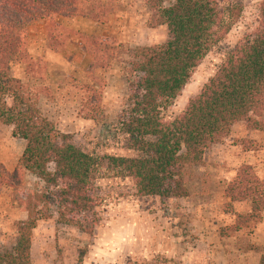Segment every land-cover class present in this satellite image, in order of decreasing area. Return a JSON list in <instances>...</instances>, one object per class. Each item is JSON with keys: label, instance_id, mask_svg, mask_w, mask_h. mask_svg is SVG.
Listing matches in <instances>:
<instances>
[{"label": "trees", "instance_id": "1", "mask_svg": "<svg viewBox=\"0 0 264 264\" xmlns=\"http://www.w3.org/2000/svg\"><path fill=\"white\" fill-rule=\"evenodd\" d=\"M145 4L151 13L148 26L167 29L168 38L161 45L123 49L97 36L76 34L83 52L91 57L86 71L90 82L83 85L86 97L78 114L84 120L103 121L106 81L95 72L119 55L129 57L127 104L114 128L132 155L99 158L78 149L72 135L60 132L41 114L10 69L19 60L26 74L35 71L26 49L32 24H45L48 48L56 52L62 43L57 19L80 17L103 23L111 10L83 0H0V125L11 128L12 138L25 143L13 172L0 164V193L9 180L21 184V170L42 183L38 189L19 191L26 219L15 224L13 245L0 247V264H32L33 231L54 214L57 224L78 227L91 236L98 221L94 212L101 168L131 179L138 197L166 205L189 197L191 169L204 166L205 153L228 138L234 124L244 122L248 130L264 132V0L256 29L225 54L214 75L171 121H165L163 113L208 53L226 39L241 18L242 6L222 0H171L167 5L165 0H145ZM225 196L229 208L234 202L250 205L249 213L235 215L227 228L232 233L264 218V180L251 166L238 168ZM84 252H79L78 264ZM259 264H264V256Z\"/></svg>", "mask_w": 264, "mask_h": 264}, {"label": "rangeland", "instance_id": "2", "mask_svg": "<svg viewBox=\"0 0 264 264\" xmlns=\"http://www.w3.org/2000/svg\"><path fill=\"white\" fill-rule=\"evenodd\" d=\"M83 1L107 6L111 11L106 20L95 23L80 17L57 19V36L62 43L56 52L48 48L45 24H32L28 28L26 49L36 65L35 71L26 74L24 64L17 60L11 66L10 75L23 83L44 117L52 121L60 132L72 135L73 144L78 149L99 158L105 155L131 156L132 152L125 149L123 138L116 134L114 128L127 104L129 57L119 55L109 62L107 68L95 72L96 77L106 81L101 101L103 121L97 124L84 120L78 114L86 97L83 85L90 82L86 71L91 57L83 52L76 34L97 36L127 49L161 45L168 38L167 29L165 26H148L151 13L145 0ZM229 1L240 3L241 18L226 39L216 45L193 71L181 95L163 113L165 121L173 120L184 109L189 99L195 97L214 75L225 54L244 35L256 29L262 0H222V3ZM170 2L165 0V5ZM24 146V141L12 138L11 128L0 125V164L9 173L17 167ZM52 168L50 165L49 169ZM99 173L94 212L98 221L93 234L90 236L75 226L57 224L54 214L53 219L39 222L33 231L32 264H78L80 251H85L81 264L182 263L183 260L179 259L188 253V249H179L177 244L191 245L193 242L192 234L188 232L191 227L186 226L190 222L182 212L184 205L178 200H170L163 205L153 198H140L131 179L117 177L105 168H101ZM190 174L191 178L192 171ZM20 181L19 186L7 181L0 193L2 248L8 249L13 245L15 224L22 221L24 215L26 217L19 206V191H31L42 186L40 181L22 170ZM227 228L220 229L225 237L233 234ZM206 260L204 254L203 261Z\"/></svg>", "mask_w": 264, "mask_h": 264}, {"label": "crops", "instance_id": "3", "mask_svg": "<svg viewBox=\"0 0 264 264\" xmlns=\"http://www.w3.org/2000/svg\"><path fill=\"white\" fill-rule=\"evenodd\" d=\"M204 163L191 169L189 197L178 199L185 206L182 212L190 222L186 226L191 227L193 241L177 244L188 249L180 264H259L264 256V218L226 237L220 236V229L233 225L236 214L250 212L248 202H234L228 209L225 190L242 165L251 166L264 179V132L248 130L244 122L234 124L229 137L205 153ZM25 219L24 215L21 220Z\"/></svg>", "mask_w": 264, "mask_h": 264}]
</instances>
